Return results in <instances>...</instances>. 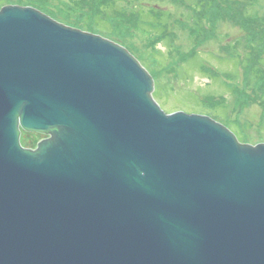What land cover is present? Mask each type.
I'll use <instances>...</instances> for the list:
<instances>
[{
	"label": "water",
	"instance_id": "1",
	"mask_svg": "<svg viewBox=\"0 0 264 264\" xmlns=\"http://www.w3.org/2000/svg\"><path fill=\"white\" fill-rule=\"evenodd\" d=\"M154 90L123 45L0 8V264H264V143Z\"/></svg>",
	"mask_w": 264,
	"mask_h": 264
},
{
	"label": "rangeland",
	"instance_id": "2",
	"mask_svg": "<svg viewBox=\"0 0 264 264\" xmlns=\"http://www.w3.org/2000/svg\"><path fill=\"white\" fill-rule=\"evenodd\" d=\"M0 0L126 47L167 112L208 115L264 143V0ZM41 134L24 133L32 145Z\"/></svg>",
	"mask_w": 264,
	"mask_h": 264
},
{
	"label": "flooded vegetation",
	"instance_id": "3",
	"mask_svg": "<svg viewBox=\"0 0 264 264\" xmlns=\"http://www.w3.org/2000/svg\"><path fill=\"white\" fill-rule=\"evenodd\" d=\"M27 132H28V133H33V134H41L42 137H40L38 140H36V142H34L32 145H23V144H22L23 135H24V133H27ZM47 137H48L47 134H43V133H39V132H30V131L22 130V131H21V136H20V141H21V144H22L25 148L35 149V148H37L39 142H40L41 140L47 138Z\"/></svg>",
	"mask_w": 264,
	"mask_h": 264
},
{
	"label": "trees",
	"instance_id": "4",
	"mask_svg": "<svg viewBox=\"0 0 264 264\" xmlns=\"http://www.w3.org/2000/svg\"><path fill=\"white\" fill-rule=\"evenodd\" d=\"M112 0H109V2L108 3H110Z\"/></svg>",
	"mask_w": 264,
	"mask_h": 264
}]
</instances>
